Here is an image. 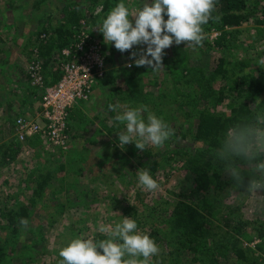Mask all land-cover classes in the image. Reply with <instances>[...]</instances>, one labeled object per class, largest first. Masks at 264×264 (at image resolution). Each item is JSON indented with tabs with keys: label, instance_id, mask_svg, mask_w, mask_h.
Returning <instances> with one entry per match:
<instances>
[{
	"label": "rangeland",
	"instance_id": "rangeland-1",
	"mask_svg": "<svg viewBox=\"0 0 264 264\" xmlns=\"http://www.w3.org/2000/svg\"><path fill=\"white\" fill-rule=\"evenodd\" d=\"M103 1L92 5L79 0L84 5L78 10L88 21L87 30L99 38L105 71L113 73L114 82L105 88L96 84L90 98L71 109L69 122L75 129L71 144L63 152L48 146L37 136L20 143L16 140L14 121L19 117L35 120L38 115L40 102L32 103L34 96L29 91L32 85L25 78L26 69L31 60L37 57V54H33L37 34L41 28H47L49 36L54 35L55 29L66 20L67 15L62 10L68 2L53 0L35 12L30 7L33 0H0V210L3 206L13 208L17 202L26 204L35 187V179L45 173L50 176L41 199L28 219L29 227L20 228L14 253L6 252L7 259L0 264H59V250L69 240L75 237L99 240V236L104 235L96 231L98 226L101 223L112 225L127 217L122 216L120 210L124 205L137 206V196L146 207H155V211H158L160 202L166 205L170 200H179L178 195L185 194L192 186L188 172L181 169L182 163L178 161L171 162L166 169L169 170L167 179L159 174V189L153 192L138 186V177L130 172L138 164L137 157L145 151L154 159H161L180 147L187 150L193 147L189 139L170 137L159 148L148 145L141 151L134 143L120 148L118 135L126 128L124 124L117 126L115 116L128 106L143 105L147 109L142 113L145 119L149 113L155 114L163 118L177 134L176 127L184 120L181 112L175 110V100L190 92V99L184 98L190 102L194 91L199 90L185 85L173 86L176 80L181 81L176 74L177 68L169 60L172 56L170 50L176 44L164 50L162 68L153 70L147 66L138 67L130 59L131 52L142 50L144 45L121 53L104 41L98 27L120 0H112L110 9L105 8ZM143 2L125 0L130 10L141 7ZM204 35L209 44L202 42L194 48L187 42L180 44L192 54L194 70L200 67L208 69L217 58L225 57L230 63L251 60V67L246 72L260 68L264 75V55L258 57L264 54V26H257L253 21L240 26L233 31L227 46L221 49L212 48L216 33ZM39 57L46 63L42 55ZM54 58V69L59 71L60 58ZM131 72L134 78L129 80L127 76ZM39 94L38 91L36 96ZM117 104L121 106L118 110L110 109V105ZM190 124H193L192 121ZM10 144H18V154L13 162L2 165V154ZM161 164L166 165L164 161ZM60 205H63V209ZM224 205L229 206L230 211L239 208L242 218L252 224L264 223V190L233 194L225 200ZM227 212H221L215 223L223 230H226L223 218L234 220L233 215ZM3 224L5 222L0 218V225ZM140 227L138 229L146 233L149 226ZM253 230L249 229L254 233ZM7 235L8 231L0 227V240L7 238ZM257 243L258 240L254 238L251 243H243V246L250 253ZM181 260L186 263L184 258ZM234 261L221 262L235 264Z\"/></svg>",
	"mask_w": 264,
	"mask_h": 264
},
{
	"label": "trees",
	"instance_id": "trees-1",
	"mask_svg": "<svg viewBox=\"0 0 264 264\" xmlns=\"http://www.w3.org/2000/svg\"><path fill=\"white\" fill-rule=\"evenodd\" d=\"M50 1L53 0H33L30 7L36 12ZM65 1L68 4L62 12L66 13V20L55 29L53 36H49L47 28H41L36 36L37 44L33 47L35 48L33 54H37V59L40 58L39 55L46 59V63L42 58L39 59L42 64L40 77L45 88L52 86L60 78V72L54 69L56 61L54 57L57 56L61 61L60 51L69 46L76 32L88 22L80 15L78 9L84 2L96 5L102 0H84L82 3L79 0ZM111 2L112 0H104L105 8L110 9ZM211 16L209 23L203 26L204 34L216 33L212 48L221 49L227 46L233 31L240 26L250 21L257 26H264V0H215ZM94 38L103 51L99 38ZM202 42L209 44L206 38ZM170 53L172 56L169 60L177 68L176 74L181 79L176 80L173 86L185 85L199 90L194 91L190 102L184 100L190 99L191 95L188 92L177 97L174 103L175 110L181 112L184 122L176 127L177 134L173 133L171 137L189 139L193 148L187 150L180 147L178 151L166 153L167 156L161 159H154L145 151L137 157L138 164L130 172L138 177V170L146 169L158 181L159 174L165 179L169 172L166 169L171 162L178 161L177 163H182L181 169L188 172L192 186L185 194L178 195L179 200H170L166 205L165 202H160L158 211H155V207H146L137 196L139 202L137 206L124 205L120 212L122 216H131L135 219L138 228H141L140 225L149 226L146 233L160 248L158 256L152 258L153 264H222L221 261L228 262L229 259H234L235 264H264V223L252 224L242 218L239 208L230 211V207L224 205L225 200L233 194L240 195L247 191L248 179L258 178L255 167L244 161L237 162L244 176V181L239 186L233 182L217 156V150L234 133L264 127L262 69L246 72L251 67V60H236L230 63L227 58L219 57L208 69L200 67L194 70L192 54L185 47L174 45ZM263 55L260 54L258 57ZM25 78L31 84L28 73L25 74ZM132 78L134 77L131 72L127 79ZM113 82V73L104 71L97 85L105 88ZM29 91L34 96V100L31 98L32 103L41 101L43 89L32 86ZM38 91L40 94L36 96ZM191 121L193 124H190ZM18 151V144H10L2 154V165L13 162ZM162 161L166 165H162ZM35 180V187L26 204L17 202L13 208L3 206L0 210V218L5 222L0 227L8 231L7 238L0 240V263L7 259L6 252L14 253L22 227L19 221L21 218L28 220L31 217L33 208L50 181V176L45 173ZM60 208L63 209V205H60ZM149 210L150 213L147 214ZM225 211L232 214L234 220L223 218L226 226V230H223L215 223L219 219V214ZM249 229H254V233ZM104 238L105 236H99V239ZM254 238L258 243L254 250L248 253L243 243H251ZM182 258L186 263L182 262Z\"/></svg>",
	"mask_w": 264,
	"mask_h": 264
},
{
	"label": "clouds",
	"instance_id": "clouds-1",
	"mask_svg": "<svg viewBox=\"0 0 264 264\" xmlns=\"http://www.w3.org/2000/svg\"><path fill=\"white\" fill-rule=\"evenodd\" d=\"M215 0H144L141 7L130 10L125 0L107 14L98 30L103 40L112 44L121 53L144 45L142 50L133 51L130 59L138 67L162 68L164 50L173 44L188 43L190 47L201 45L205 38L204 25L209 23ZM166 17V19H165ZM138 56V58H137ZM120 105H110L116 111ZM145 106H128L115 116L117 126L124 124L126 131L119 133L118 146L134 143L144 151L151 145L159 148L173 135L166 121L149 113ZM217 156L225 171L235 184L244 181L238 161L254 165L258 178L247 180V192L264 190V127L242 133H234L217 150ZM138 186L149 192L159 189L157 180L148 170H138ZM122 217V216H121ZM20 225L27 229L29 221L21 218ZM96 231L104 239L75 237L59 250V264H153L160 248L147 233L138 229L131 216L112 225L101 223Z\"/></svg>",
	"mask_w": 264,
	"mask_h": 264
},
{
	"label": "built area",
	"instance_id": "built-area-1",
	"mask_svg": "<svg viewBox=\"0 0 264 264\" xmlns=\"http://www.w3.org/2000/svg\"><path fill=\"white\" fill-rule=\"evenodd\" d=\"M60 78L47 88L40 77L42 64L34 59L26 69L32 86L42 91L35 120L14 121L16 140L20 143L37 136L53 149L67 151L70 143L69 114L78 103L86 102L105 71L102 49L86 25L76 32L69 46L60 51Z\"/></svg>",
	"mask_w": 264,
	"mask_h": 264
},
{
	"label": "crops",
	"instance_id": "crops-1",
	"mask_svg": "<svg viewBox=\"0 0 264 264\" xmlns=\"http://www.w3.org/2000/svg\"><path fill=\"white\" fill-rule=\"evenodd\" d=\"M75 128H74V126H71V124H70V130H69V134H70V137H71V135H73V130H74ZM71 139H73V138H71ZM71 139H70V143L69 144H71Z\"/></svg>",
	"mask_w": 264,
	"mask_h": 264
}]
</instances>
